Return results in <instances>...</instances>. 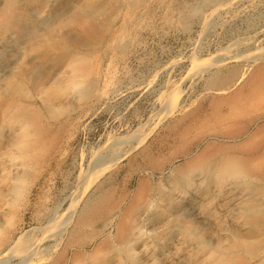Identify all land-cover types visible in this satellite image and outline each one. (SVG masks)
<instances>
[{
  "label": "bare ground",
  "instance_id": "obj_1",
  "mask_svg": "<svg viewBox=\"0 0 264 264\" xmlns=\"http://www.w3.org/2000/svg\"><path fill=\"white\" fill-rule=\"evenodd\" d=\"M112 1L116 6L113 5L115 9L112 7L110 13ZM224 4L223 0H0V101H3L0 102V204L9 197L13 198L10 201L12 204L17 202L25 193L26 183L32 178V170L67 152L64 146L58 149V143L72 123L70 120L57 124L49 122L44 119L42 112L56 117L70 106L68 100L72 96L96 95L99 92L97 85L103 74L93 71L89 66L90 55L84 48L91 45L92 38L109 29L111 19L117 28L113 26L115 29L109 35L105 50L123 57L138 42L140 30L150 26L156 7L163 8L160 18L164 25L189 30L192 19L200 17L202 32L205 33L209 31L210 18ZM208 5L213 7L211 11L201 15L202 7ZM262 53L264 49L250 54L246 52L244 59L250 64L244 66L233 63L220 66L222 60L217 57L207 61L204 59V62L195 59L196 64L191 73L200 75L204 71L208 72L206 87L211 89L212 96L208 99L206 109L196 104L167 125V136L173 141L169 152L166 150L168 161L171 164L178 159L181 161L173 166L174 177L168 180L171 187L178 191L169 193L166 198L169 205L166 219L171 217L172 222L169 227L168 224L166 226L168 234L162 233L167 236L163 237L160 233L164 244H158L159 248L154 253L155 256H162L160 264H185L184 259L193 264H225L227 258L222 254L216 255L212 262L209 260L208 255L214 250H222L217 247V242L212 248L206 244L207 241H201L198 236L200 231L206 228L217 234L226 233L229 228L220 227L214 221L217 213H224L220 217L239 220L226 235H230L234 242H245L249 240L250 234L248 236L247 233L250 228L245 231L248 222L241 218L243 213L255 209L259 211L258 214L263 213L258 202L263 188L261 190L259 184L256 185V191L254 188V181L264 182V110L257 111L259 106L264 105V62L259 63ZM46 64H52L54 74L37 84L40 68L46 67ZM214 65L215 69H211ZM28 85H36L37 99L34 102L23 99ZM180 91L174 88L165 96L162 118L177 107ZM149 132L111 136L91 154H87V173H81L83 175L78 177L76 183L80 188H75L77 191L70 194L63 216L58 217L56 212H52L47 217L48 230L44 237L34 239L24 230L7 240L5 228L0 225V245L8 247L6 254L0 256V264H7L6 256L19 257L21 260L17 264H68L70 249H77L70 255L71 264H79L100 251L111 252L116 249L115 246H122L132 240L141 210L153 199L149 200L147 181H139L134 195L128 197L126 191L115 194L110 185L112 182L103 184L105 181L99 177L108 169L118 167L124 158L128 159L137 149L138 152L128 161L130 170L137 166L136 159L137 162L139 159L143 161L146 167H160L162 162L159 157L148 145H143ZM44 138L47 141L43 143ZM134 170L129 173L130 178ZM153 189L155 194L165 191L160 182ZM255 202H258V206H254ZM167 203H163L164 206ZM108 216L114 220L113 236H104L94 242L89 252L80 250L93 242L98 234L87 233L85 229L97 219ZM45 237L53 238L52 253H46L47 247L41 245ZM155 238L153 243L160 242L161 239ZM195 240L200 242L197 244ZM234 247L238 248V245ZM175 249H180V255L173 258V263H170L171 259L163 262L169 252ZM34 256L38 257L37 261L33 260Z\"/></svg>",
  "mask_w": 264,
  "mask_h": 264
},
{
  "label": "rangeland",
  "instance_id": "obj_2",
  "mask_svg": "<svg viewBox=\"0 0 264 264\" xmlns=\"http://www.w3.org/2000/svg\"><path fill=\"white\" fill-rule=\"evenodd\" d=\"M223 1L225 2L224 6L220 7L213 17L210 18V28H208L209 31L205 33L202 32V25L200 24L202 18L200 17L192 19L189 30L164 25L160 18L163 8L159 6L156 7L155 14L150 22L151 27L148 26V29L144 28L142 31L140 30L138 42H136L137 44H133L128 49L127 54L123 57H120L115 52H111L107 49L105 50V46L109 41L111 34L114 29L117 28V24H115L113 19H111L112 21L110 20L111 22L108 30L91 39V45H87L88 48L85 46L84 51L90 55L88 62H90L91 65L89 66L92 70H96L99 74H103H101L102 80H100L97 85V91L99 92H97L96 95L95 93H90L85 96H72L68 100L70 106L66 108V110L63 109V111L56 117L48 115L45 111L42 112L44 119H47L49 122L57 124L60 121L63 122L70 120L72 123V125H69L65 129L60 138V142L58 143V149L64 146L67 149V152L62 156L57 155L52 161L39 164L34 170H32V178L28 182L29 184L26 183L27 187L25 188V193L19 197L20 199L17 200V202L15 201V203L12 204L10 201L13 198L9 197L5 203L0 204V225L5 228L7 240L15 235H19L20 232L25 231H27L28 234H31L29 236L34 239L39 236L44 237L46 230H48L45 221L47 217H50L52 212L53 214L56 212L58 217L63 216V212L66 210L70 200V194L73 193V191H77V188H80L76 183H78L79 176L87 173V154H91L96 147L111 136L124 134L131 135L135 132H148L149 130L150 134L148 133V137L145 139L143 145H148L155 153V156L159 157L162 162L160 167H146L143 161H140L139 159L137 162V159L135 158V165L137 166L134 168L135 170L132 169L134 171L130 178L129 173L132 170H130L131 167L128 166V161L138 152L139 149H137L128 159L124 158L119 163L118 167L108 169V171L99 177V179L105 181L103 184H107L108 181L112 182L110 185H112L115 194L126 191L128 197L134 195L139 181L142 179L147 181L150 189L149 200L151 198L153 199H151L150 202L148 201V204L143 210H141V213L138 216L139 221H136L137 224L135 222L134 238L132 237V240L129 242L127 241L122 246H115L116 249H113L111 252L105 253L100 251L95 256L80 261L79 264H130L129 262H131V264H160L162 262V256H155L154 253L157 252L160 244H164V240L161 237L168 234V228L166 229V226L168 224L167 227H169L172 222L171 217L166 219L169 207L166 198L169 193L172 194V192L174 193L178 190L171 187L168 180L174 177L173 166L181 161L178 159L179 161L172 164L168 161V150L173 141L167 136V125L175 118L180 117L188 109L193 108V106L195 107L196 104H201V106L206 109L208 106V99L212 96L211 89L206 87L208 72L204 71L200 75H193L191 73L194 64H196L195 59H201L202 61L205 59L204 61H207L211 57H217L222 60L220 66L232 63L234 65L244 66L250 64L244 59V56L247 55L246 52L250 54V52L264 49V0ZM113 5L116 6L112 1L109 6L110 13L112 7L113 10L115 9ZM212 8L213 7L209 5L203 6L200 14L205 15L211 11L210 9ZM231 44L236 46L234 47ZM230 45L233 48H231ZM228 51L229 54H226ZM225 59L229 62L226 63ZM263 62L264 53H262V57L259 59V63ZM48 65L40 68L37 84L42 83L48 76L54 74V71L52 73V64L49 65V67ZM211 69H215V65ZM189 72L192 74L191 76ZM26 88L29 89L24 94L25 96L23 99L29 102H34L35 99H37L36 85H28ZM174 88L179 91L181 90L178 98V105L169 115L162 118L161 112L163 110V104L165 103V96H167L168 93H170L169 91ZM0 102L3 103V101ZM78 107L80 109H78ZM1 110L2 104L0 105V113ZM261 110H264V105L257 108L258 112ZM158 120L159 122H156ZM141 125L142 129L140 128ZM45 141H47L46 138H44L43 143ZM55 153L57 154V152ZM171 172L173 173V176L171 175ZM158 182L162 183L165 187V191L162 194H155L153 189ZM254 182L255 191L257 189L256 185L258 184L261 190L263 188V190L260 191L263 195L262 193H260L261 195L259 194L258 201L260 202L259 209L263 213L260 214V212L258 214L259 211L257 212V209L249 211L248 213H243L241 218L246 219L247 221L245 222H248L245 231H248V228H250V233L246 232L247 235L250 234L249 240H245V242L247 241L246 243L244 241H242L243 243L240 242L241 244L239 242H234L230 235H226L228 231L235 228L234 226L235 224H238L239 220L238 218L220 217L223 216L224 213H217L216 220L214 221H217L220 227L229 228L226 233L217 234L206 228L202 232L200 231L198 236L202 239L201 241H207L208 243L206 244L212 248L217 242V247L222 250V252L212 250L213 252L211 255H208L211 262L216 255L222 254L227 258L225 264H264V182H260L259 180ZM258 202H255L256 205L254 206H258ZM163 203L167 204L164 206ZM159 213L161 214L159 215ZM252 217L255 218L253 219ZM100 219H97L100 222L96 220V224L92 223V226H88L85 229L87 233L93 234L95 232L98 234L93 242H90L80 250L89 252L92 249L94 242L99 241L104 236H113L114 220H111L109 216ZM109 228L110 230H107ZM236 228L238 229L239 227ZM255 228H257L256 231ZM240 229L241 227L238 230L241 231L242 229ZM255 232L256 235H254ZM160 233L165 234H162L161 236ZM153 236L161 239L163 243L161 240V243L159 241L157 244L156 242L153 243L154 241L152 240L155 238ZM254 237L256 238L254 239ZM169 239L171 240L170 235ZM195 241L197 244L200 242L197 240ZM53 244L52 237H45V239L41 241V245L48 248H45L47 252L44 250L46 253L53 252ZM235 245H238V248L234 247ZM0 247H2L0 248V256H2L6 254L5 250L8 247H5V245H0ZM128 247L131 249H128ZM76 250L77 249L68 250V264H71L70 255ZM131 252H133V255ZM179 255L180 249L172 250L169 252L168 257L166 256V258L163 259V262L171 259L172 262L170 263H173V258H176V256ZM16 257L17 256H6L7 264H17L18 261L20 262L21 259ZM37 258L38 257L34 256L33 260L35 261ZM183 262L185 264H193L186 259H184ZM34 264L42 263L34 262Z\"/></svg>",
  "mask_w": 264,
  "mask_h": 264
}]
</instances>
